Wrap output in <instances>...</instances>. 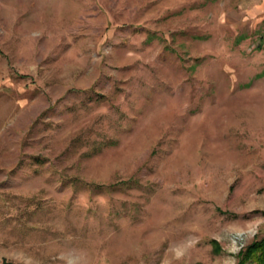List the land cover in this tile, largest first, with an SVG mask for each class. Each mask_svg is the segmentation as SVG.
Returning <instances> with one entry per match:
<instances>
[{"label": "rangeland", "instance_id": "obj_1", "mask_svg": "<svg viewBox=\"0 0 264 264\" xmlns=\"http://www.w3.org/2000/svg\"><path fill=\"white\" fill-rule=\"evenodd\" d=\"M263 237L264 0H0V264Z\"/></svg>", "mask_w": 264, "mask_h": 264}, {"label": "trees", "instance_id": "obj_2", "mask_svg": "<svg viewBox=\"0 0 264 264\" xmlns=\"http://www.w3.org/2000/svg\"><path fill=\"white\" fill-rule=\"evenodd\" d=\"M244 39V36H240L236 39V42H240ZM211 244H214L211 241ZM235 264H264V237L260 239H253L249 244L244 246L237 253V260Z\"/></svg>", "mask_w": 264, "mask_h": 264}]
</instances>
